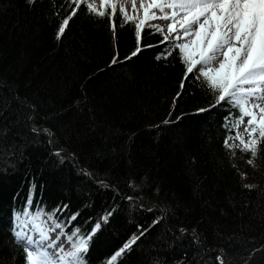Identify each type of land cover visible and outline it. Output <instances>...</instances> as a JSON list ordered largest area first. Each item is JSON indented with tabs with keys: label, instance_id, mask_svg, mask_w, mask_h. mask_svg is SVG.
<instances>
[{
	"label": "trees",
	"instance_id": "obj_1",
	"mask_svg": "<svg viewBox=\"0 0 264 264\" xmlns=\"http://www.w3.org/2000/svg\"><path fill=\"white\" fill-rule=\"evenodd\" d=\"M86 3L58 39L68 0H0V264L38 210L91 237L84 264H264V142L225 147L239 108L158 25Z\"/></svg>",
	"mask_w": 264,
	"mask_h": 264
},
{
	"label": "snow or ice",
	"instance_id": "obj_2",
	"mask_svg": "<svg viewBox=\"0 0 264 264\" xmlns=\"http://www.w3.org/2000/svg\"><path fill=\"white\" fill-rule=\"evenodd\" d=\"M82 4L84 0H68L71 11L59 27L58 39ZM85 6L89 12L100 17L106 15L109 7L111 17H115L117 12L114 0H101L104 10L98 11L93 3H86ZM139 8L143 10V19L136 23L137 35L150 19L171 20L168 32L175 34L174 48L187 65L185 79H195L191 74L199 66L208 86L218 93L217 103H231L239 108L240 119L233 125L237 129L235 140L239 143L229 144L227 139L224 143L229 149L239 147L243 152H250L248 163L252 164L260 143L264 142V0H141ZM132 9L134 13L137 11L136 0H132ZM155 10L162 16L157 17ZM119 11L125 21L136 19L135 16H128L123 6ZM112 28L115 31L114 19ZM168 39L164 36L162 43H167ZM181 40L184 42H179ZM140 51L138 48L132 55ZM116 62L114 58L113 63ZM244 117L249 118L244 127L247 140L239 132ZM65 209L67 205L57 212ZM53 215L44 217L43 212L38 210L35 214L25 211L26 219L17 216L21 230L14 229V237L16 243L23 247L26 264H84L82 254L88 251V239L91 237L79 238V229L66 234L63 229L67 225L59 220L52 222ZM77 215H70L67 223L75 221ZM57 229L60 230L58 233ZM65 235L66 240H62ZM129 246L126 244L125 249ZM123 251H118L112 261ZM217 259L219 264H224L219 257Z\"/></svg>",
	"mask_w": 264,
	"mask_h": 264
},
{
	"label": "rangeland",
	"instance_id": "obj_3",
	"mask_svg": "<svg viewBox=\"0 0 264 264\" xmlns=\"http://www.w3.org/2000/svg\"><path fill=\"white\" fill-rule=\"evenodd\" d=\"M86 1L88 3H93L95 5V7L97 8V10H99V8L101 7V0H86ZM114 2L117 3L118 8L123 6L125 8L128 16H135L136 17L135 20L137 23L139 22V20L143 19V10L139 8V4H140L141 0H136L137 11L135 13L133 12V9H132V0H114ZM155 11H156L157 17L162 16V14L158 10H155ZM149 21L158 25L160 27V29H162L164 34L166 36H168L169 39L174 41L175 34H169V32H168V27H169V24L171 23V20H165L162 18H157V19H150ZM179 42L182 43L184 41L181 40ZM194 71L197 72V74L201 76L200 71H199V66ZM201 77H203V76H201ZM248 119H249L248 117H244V123L241 124L239 127V132L244 136L245 140L248 139L247 133L244 132V127L247 124ZM236 131H237V129H236ZM228 143L230 144V139H228ZM244 179H246V177H244Z\"/></svg>",
	"mask_w": 264,
	"mask_h": 264
},
{
	"label": "bare ground",
	"instance_id": "obj_4",
	"mask_svg": "<svg viewBox=\"0 0 264 264\" xmlns=\"http://www.w3.org/2000/svg\"><path fill=\"white\" fill-rule=\"evenodd\" d=\"M48 216H49V215H48ZM55 221H56V220H55L54 217L52 216V222H55ZM20 230H21V229H20ZM20 230H19V231H20ZM59 231H60V230L57 229V233H58ZM30 234H33V235H34V233H30ZM52 235H56V233H52ZM66 238H67L66 235L61 237L62 240H66ZM67 247H68V246L66 245V250H67Z\"/></svg>",
	"mask_w": 264,
	"mask_h": 264
}]
</instances>
